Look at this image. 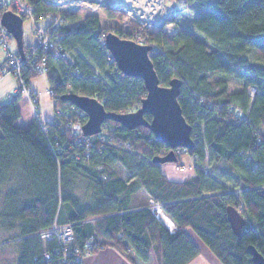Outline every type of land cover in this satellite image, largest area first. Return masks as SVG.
<instances>
[{
	"label": "trees",
	"instance_id": "obj_1",
	"mask_svg": "<svg viewBox=\"0 0 264 264\" xmlns=\"http://www.w3.org/2000/svg\"><path fill=\"white\" fill-rule=\"evenodd\" d=\"M19 1L31 6L35 23L49 19L45 34L72 64L49 49L25 46L20 79L29 85L40 74L37 63L43 65L54 121L17 126L21 92L0 100V231L14 232L2 245L13 253L5 264H63V258L73 264L70 252L84 257L89 241L115 248L131 264H187L199 250L185 228L222 264H255L250 246L264 258V0H176L208 10L193 16L191 30L174 34L141 27L122 9L81 17L76 6ZM99 12L109 20L126 18L131 32L114 31L120 38L153 47L149 58L161 86L182 82L178 104L194 142L187 153L198 166L207 159L210 173L197 166L192 178L167 180L157 160L171 149L145 127L106 121L104 140H79L71 126L78 120L83 126L86 115L63 95L94 97L117 114L135 112L146 97L142 80L121 74L101 43L111 31L101 26ZM251 88L257 89L253 97ZM174 155L177 164L183 154ZM212 176L233 177L232 188L214 184ZM155 206L174 231L156 218ZM227 207L245 219L239 239ZM66 225L71 243L41 238Z\"/></svg>",
	"mask_w": 264,
	"mask_h": 264
},
{
	"label": "water",
	"instance_id": "obj_2",
	"mask_svg": "<svg viewBox=\"0 0 264 264\" xmlns=\"http://www.w3.org/2000/svg\"><path fill=\"white\" fill-rule=\"evenodd\" d=\"M111 6V5H110ZM115 9H121L113 7ZM0 23L15 41V47L19 56L24 57L23 46V18L11 10H5L1 14ZM105 48L111 54L121 74L142 80L146 97L140 102L135 112L117 114L106 111L105 107L94 97L79 96L74 93L63 95L61 98L72 103L86 115V123L81 128L82 134L87 137L102 132V125L106 121L119 123L123 128L130 130L137 127L149 129L153 137L171 149L164 157L157 160L159 164L176 163L174 150L185 148L191 151L194 148L192 140V127L188 125L181 114L178 104L179 88L182 84L179 79H172L167 87L161 86L153 63L149 58L153 47L141 45L135 41L120 38L114 31L104 37ZM150 116L146 120L145 116ZM227 220L231 230L239 239L245 219L232 207H227ZM252 254V262L264 264V258L254 247L247 249Z\"/></svg>",
	"mask_w": 264,
	"mask_h": 264
},
{
	"label": "rangeland",
	"instance_id": "obj_3",
	"mask_svg": "<svg viewBox=\"0 0 264 264\" xmlns=\"http://www.w3.org/2000/svg\"><path fill=\"white\" fill-rule=\"evenodd\" d=\"M143 1L144 0H140L139 2L142 4ZM49 2H52L55 5L58 3L59 5L60 4H65V5L68 4L71 6H76L75 9L80 13L81 17H83L89 13H93V12L95 13V12L99 11L100 9H102L103 7L110 8L112 6V5L110 6L108 4H101L100 2H97L95 0H88V1L84 0V1H77V2H71V1L58 2L55 0H49ZM115 7H119V6H115ZM122 7L127 9L130 12L131 16L134 15V17L140 21L135 20L133 18H130L128 16V14L126 13V10L121 8L125 12L126 18L128 17L130 20H134L141 27H146L153 32L158 31L162 28L163 32L164 33L166 32L167 34H174L175 31H177L179 28L191 30L192 29L191 28V21L194 18L193 16L196 15L197 12H201V11L207 12V10H208V9L206 10L203 8L200 9L193 4H189V5H186L185 7H181L180 5L177 4L176 0H159L158 6H157L158 10L151 9V11H149V16H147L145 10H142V12H140V13H136V11L134 9H132L133 7H128L125 5H123ZM121 9H118V10H121ZM136 14H138V15H136ZM99 16H100L99 21H101V26L104 27L105 29H110V31L120 32L123 34H127V33L131 32L130 28H129L130 27L129 23L126 20V18L123 20H115V19L109 20L101 12H99ZM32 20H33V18L30 15H26L24 17V20L22 23V25H23V43L24 44H26L28 41V42H33L32 45H34L36 40H37V37L39 36L37 34L36 35L34 34V32H35L34 25L36 24L40 28H45L48 21H49V19H48V21L47 20L46 21L45 20H39L34 24L32 22ZM143 21H146V22H143ZM24 44H23V46H24ZM15 48H16L15 47V41L13 39H9V40L6 39V42L4 41V44H1V42H0V51L2 52V55L4 58V60H3L4 64H2L1 67L6 66V64H5L6 58L5 57H7L9 54L10 55L13 54V52L15 51ZM24 52H25V50H24ZM38 63L40 64V62H38ZM33 64H35V63H33ZM6 76H9L12 79H14V81H15V88H14L15 92L17 93V91H20V90H18V88H20V86L22 85V81L20 79H18L17 76L15 77L14 75H12L11 72H7L6 68L5 69L0 68V78L3 79ZM230 83L233 87L234 82H230ZM33 84L36 87L44 88V93H45L46 97L49 99L51 108L53 109V111L55 113L54 100L52 99V88L48 85L46 73L45 72L41 73L38 75V77L34 78L32 80V85ZM256 93H257L256 91H252V90L249 91V95L251 94L252 96H254ZM21 97L22 98H20L19 102H18V108H19L21 115L17 121V126L27 127V126H29L30 123L34 122V120L36 118L39 121H42L41 120V111H42V118H44V115H50V113H51L50 110H47L44 112L41 109L40 100L38 99L37 94H36V99H34V100H32V98H27V96L25 94H23L22 92H21ZM34 103H37V107L34 106ZM42 122H44V121H42ZM182 154H183V156H188L193 161H195L194 156H190L188 153H182ZM173 164H176V163H173ZM198 167L201 168L202 171H204L205 173L210 171V168L208 167V160L207 159H205L202 166L199 165ZM177 169H179V168H177ZM212 178H214V184L216 183L225 189H231L232 188L231 184L228 180H233V177H229L225 180L221 179L219 177H216V176H212ZM158 209H159L158 206L153 207L154 212L158 213ZM164 221L170 223L169 219L166 217L164 218ZM170 224L172 226V231H174L172 223H170ZM172 231H170V232H172ZM13 233L14 232H12V233L5 232L4 230L0 231V264H5L7 259H9L11 261L13 253L10 251V248H6L5 246H2V245H4V243L7 242V238L11 237L13 235ZM108 248H110V247L103 246L102 248L99 249V251L95 250V252H92L89 255L100 253L101 251H104ZM120 254H122V253H120ZM89 255H86L83 258L89 257Z\"/></svg>",
	"mask_w": 264,
	"mask_h": 264
},
{
	"label": "built area",
	"instance_id": "obj_4",
	"mask_svg": "<svg viewBox=\"0 0 264 264\" xmlns=\"http://www.w3.org/2000/svg\"><path fill=\"white\" fill-rule=\"evenodd\" d=\"M9 7H11V4H10L9 0H0V10L2 8L3 9H8ZM11 8L13 9V11L15 13L19 14L23 19H24V17L26 15L32 16V14H33L31 6L28 3L21 2L19 0H15L13 2V7H11ZM1 16L2 15L0 14V19H1ZM34 34L35 35L36 34L39 35L37 37L36 43L34 45H37V46L43 48L44 50L49 49L51 51L52 56H54L55 58L60 57L68 65L72 64V60H71L70 56L67 55L66 53L60 51V48L57 47V45H55L50 40V38L48 37L47 34H45L44 28H40L39 26L36 25ZM6 39H8V40L12 39V36H10V34L5 29V27L1 26V23H0V42H1V44H4V41L6 42ZM100 41L105 47L104 39H100ZM139 44L143 45L142 43H139ZM109 57H111L113 59V57L111 56L110 53H109ZM5 58H6L5 59L6 66L3 67V68L4 69L6 68L7 72H11L12 75H14L15 77L17 76L18 79H20V70H21V66L24 63L25 59H22L18 55L16 48H15V51L13 52V54H11V55L9 54ZM33 63H36V59H34ZM36 67H37L38 71L40 72V74L45 72V68L43 67V65H40L39 63H37ZM20 80L22 81V79H20ZM18 90H20V92L25 94L27 96V98H32V100L36 99V93L31 88L30 84L25 86V84L22 81V85L20 86V88H18ZM250 90L257 91V89H254V88L253 89L252 88L249 89V91ZM251 97H253V96L251 95ZM34 106L37 107V103H34ZM237 115L240 116V118L242 120L246 119L245 114L243 115L239 110H237ZM106 125H107L106 122H104V124L101 127L102 132L99 133V134H95L94 136H97L100 140H104L103 138L105 137V133L103 131V128H105ZM82 127L83 126L81 125V122H79V120L77 122L73 123L72 126H71V128L73 130H75L76 132H78L81 135L79 140H82L83 142L85 141L86 144H89L92 141L91 140L86 141L85 139L86 138H92V136L91 137L84 136L82 134V130H81ZM174 151H175V154L180 155L181 153H187L189 150H187L185 148H181V150L180 149H175ZM155 215H156V218L160 222H162V223L164 222L167 225V227L169 228V230L172 231V226L171 225L169 226L164 221V218L166 216L163 214V212L160 211V209H158V213L155 212ZM51 237L58 238L60 244L63 245V246H65V245H67V244H69V243H71L73 241L72 230H71V227H69L68 225L63 226V227H56L55 226L52 229H50L49 231H46L45 233H43L42 236H41V238L44 239V240L45 239L49 240ZM86 247L89 248V250H91V251H95V250L99 251V249L102 248L101 245L100 246H95L94 245V247H93V242L92 241H89L88 244L86 245ZM88 251L85 252V254H84L85 256L90 254V252H88ZM69 256H72L73 264H83V255L81 253H79V251L74 250V253H73V251L70 252ZM46 258H49V255H47ZM62 260H63L62 261L63 264L67 262L64 258Z\"/></svg>",
	"mask_w": 264,
	"mask_h": 264
},
{
	"label": "crops",
	"instance_id": "obj_5",
	"mask_svg": "<svg viewBox=\"0 0 264 264\" xmlns=\"http://www.w3.org/2000/svg\"><path fill=\"white\" fill-rule=\"evenodd\" d=\"M36 39V38H35ZM36 43V42H35ZM24 44V43H23ZM33 42H28L24 44V46H31ZM3 55L0 51V68L3 63ZM31 88L38 95V99L40 100L41 109L45 112L50 110V115H44L42 118L41 111V120L47 123L54 121L55 113L51 108L49 99L46 97L44 93V88L36 87L34 84L32 85V81L30 82ZM15 81L9 76L5 78H0V100L6 101L11 99L15 94ZM9 95V96H8ZM176 165V166H175ZM179 168V169H177ZM161 172L169 181L174 182H182L188 178H192L195 175V171L197 169V164L188 156H181V160L177 164H162L160 165ZM164 223V222H163ZM166 225V224H165ZM184 233L188 235L190 240L198 247L199 255L197 258L192 260L187 264H222L217 260L215 255L211 253L208 247L205 246L204 243L200 241L197 235L194 234L189 228H185ZM83 264H131L126 257L120 254L115 248L110 247L100 253L89 255V257L83 258ZM153 264H158L157 260L154 261Z\"/></svg>",
	"mask_w": 264,
	"mask_h": 264
},
{
	"label": "bare ground",
	"instance_id": "obj_6",
	"mask_svg": "<svg viewBox=\"0 0 264 264\" xmlns=\"http://www.w3.org/2000/svg\"><path fill=\"white\" fill-rule=\"evenodd\" d=\"M55 1H58V2H66V1L77 2V1H84V0H55ZM86 1H88V0H86ZM95 1L100 2L101 4L112 5L113 7L119 6L117 8H124V7H122L123 5L128 6V7H133L132 9H134L136 11V13H140V12H142V10H145L147 16H149V11H151V9L158 10L157 6L159 3V0H144L142 2V4L144 3L143 5L139 2L140 0H95ZM136 15H138V14H136ZM132 16L134 17V15H132ZM32 22L35 24V22L33 20H32ZM35 25H34V27H35ZM166 223L168 225H171L168 222H166Z\"/></svg>",
	"mask_w": 264,
	"mask_h": 264
}]
</instances>
